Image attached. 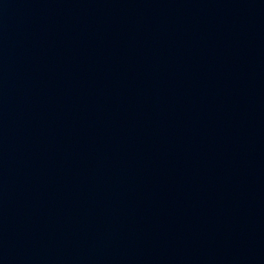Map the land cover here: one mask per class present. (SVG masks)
I'll return each mask as SVG.
<instances>
[{"label":"water","instance_id":"1","mask_svg":"<svg viewBox=\"0 0 264 264\" xmlns=\"http://www.w3.org/2000/svg\"><path fill=\"white\" fill-rule=\"evenodd\" d=\"M0 264H264V0H0Z\"/></svg>","mask_w":264,"mask_h":264}]
</instances>
